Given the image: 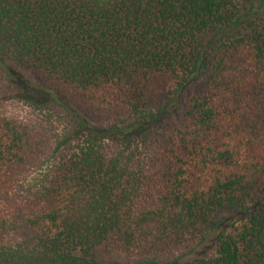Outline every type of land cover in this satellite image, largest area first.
Here are the masks:
<instances>
[{
    "label": "trees",
    "instance_id": "16d2710c",
    "mask_svg": "<svg viewBox=\"0 0 264 264\" xmlns=\"http://www.w3.org/2000/svg\"><path fill=\"white\" fill-rule=\"evenodd\" d=\"M264 264V0H0V264Z\"/></svg>",
    "mask_w": 264,
    "mask_h": 264
},
{
    "label": "rangeland",
    "instance_id": "374dc122",
    "mask_svg": "<svg viewBox=\"0 0 264 264\" xmlns=\"http://www.w3.org/2000/svg\"><path fill=\"white\" fill-rule=\"evenodd\" d=\"M213 244V238H208L200 247L196 249V251L183 259L181 262L183 264H193L195 263L200 257H202L207 251L210 250Z\"/></svg>",
    "mask_w": 264,
    "mask_h": 264
}]
</instances>
